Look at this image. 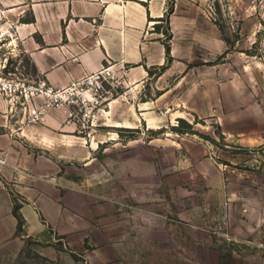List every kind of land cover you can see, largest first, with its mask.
<instances>
[{"label":"rangeland","instance_id":"1","mask_svg":"<svg viewBox=\"0 0 264 264\" xmlns=\"http://www.w3.org/2000/svg\"><path fill=\"white\" fill-rule=\"evenodd\" d=\"M191 2L223 42L193 66L215 75L212 114L188 92L155 102L156 76L128 93L105 69L101 92L67 91L65 185L0 179V264H264V0ZM28 19L0 8V94L19 128L46 109L28 89L40 79L22 47ZM179 118L215 143L174 133Z\"/></svg>","mask_w":264,"mask_h":264},{"label":"crops","instance_id":"2","mask_svg":"<svg viewBox=\"0 0 264 264\" xmlns=\"http://www.w3.org/2000/svg\"><path fill=\"white\" fill-rule=\"evenodd\" d=\"M191 1L174 0L169 61L163 34L154 31L167 11V0H0V8L18 11L21 17L29 13L20 28L23 51L38 77L53 89L107 69L121 78L126 92H138L151 87L150 77L156 76L151 90L160 95L155 102L169 93L188 92L189 108L210 116L205 111L213 109L208 88L215 75L211 67L193 66L199 60L211 61L214 47L222 51L223 42L200 20ZM195 46L202 48L201 54ZM148 105L145 101L136 106L144 110ZM12 111L0 94V179L15 186L65 185V176L59 174L65 162V137L71 132L65 106L46 107L39 122L22 128L16 126Z\"/></svg>","mask_w":264,"mask_h":264},{"label":"built area","instance_id":"3","mask_svg":"<svg viewBox=\"0 0 264 264\" xmlns=\"http://www.w3.org/2000/svg\"><path fill=\"white\" fill-rule=\"evenodd\" d=\"M100 74H94L88 76L80 81L71 82V84L67 88L63 89H53L51 86L47 84V82L43 79H38L37 82L30 86V92L37 97H42L46 99L45 107H60L65 106V104L73 105L76 104L77 101L69 99L66 95L67 91H77L78 89L85 90L83 94H87L88 92L95 91L101 92L103 90L102 80L100 79ZM0 92H3L4 95L8 96V92H11V86L5 82H0ZM43 113L42 109L31 107L28 114L27 124H33L39 120V116ZM2 160L0 159V164H2Z\"/></svg>","mask_w":264,"mask_h":264},{"label":"trees","instance_id":"4","mask_svg":"<svg viewBox=\"0 0 264 264\" xmlns=\"http://www.w3.org/2000/svg\"><path fill=\"white\" fill-rule=\"evenodd\" d=\"M173 3H174V0H171V2L168 4V7H167V11L166 13L164 14L163 18H161L159 20V24H156L154 26V31L155 32H160L163 34V45L165 47V53H166V58H167V61L170 60V40H171V32H170V29H169V16L172 14L173 12ZM33 21V19H32ZM28 59V62L30 64V67H31V71L33 72V74L35 76H38L37 75V70L35 68V66L31 63V61L29 60V58L27 57ZM172 131L174 133H177V134H192V135H199L195 130H194V127L192 124L188 123L186 120L182 119V118H179L177 120V125L172 127ZM201 138L205 139V140H208V141H211L212 143H215V140L211 139V138H208L206 136H202V135H199ZM14 217L16 218L17 220V228H20L21 227V223H20V219H22V217L17 214H14ZM19 219V220H18Z\"/></svg>","mask_w":264,"mask_h":264}]
</instances>
